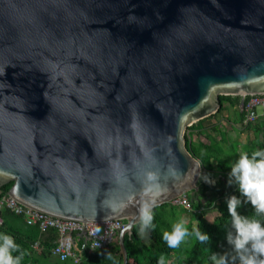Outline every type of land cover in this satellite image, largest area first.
Wrapping results in <instances>:
<instances>
[{"label":"water","instance_id":"95a60500","mask_svg":"<svg viewBox=\"0 0 264 264\" xmlns=\"http://www.w3.org/2000/svg\"><path fill=\"white\" fill-rule=\"evenodd\" d=\"M254 94L264 0H0V186L56 217L126 220L123 264L145 172L152 210L194 193L188 128Z\"/></svg>","mask_w":264,"mask_h":264},{"label":"trees","instance_id":"16d2710c","mask_svg":"<svg viewBox=\"0 0 264 264\" xmlns=\"http://www.w3.org/2000/svg\"><path fill=\"white\" fill-rule=\"evenodd\" d=\"M246 96L244 103L248 101ZM243 97L233 95H221L220 110L200 120L188 128L190 131L195 125L216 117L224 110L228 113L234 109L233 114L239 117V122L244 131L255 132V139H248L247 143L240 149V142H231L227 134L221 132L219 141L211 140L212 143H204L200 140L194 141L190 134H187V146L192 154L202 164V175L198 181V189L187 193L188 199L192 203L193 210H188L183 206L174 205L171 202L163 203L154 207L153 223L155 228L149 227L146 233L150 239L144 238L140 232L141 220L135 224L132 234L125 235V244L128 251V264H158L161 255L165 256L166 264H212L210 259L213 253H227L229 264H239V257L234 246L228 244L227 233L235 229L231 224V215L228 212L227 197L235 194L241 201L237 207V212L241 215L255 216L264 222V214H257L255 207L250 203L248 198L240 191L238 183L234 181L228 183L231 165L234 164L241 153L247 151L249 155L257 149H264V115L255 123L246 125L244 123L245 110L242 107ZM231 103V107H225V103ZM229 120V118H227ZM201 134V133H199ZM206 178L215 180L209 183ZM13 183L0 186V200L9 192ZM214 207L217 215L213 221H210L204 212H198L202 208ZM181 215H187V227L190 232L194 228H199L202 232L211 235L209 241H199L195 235H189L181 241L178 248H170L163 239L165 231L172 230V224ZM0 217L3 222L0 224V233L10 234L20 249L13 252L18 255L24 252L21 264H123L124 257L118 241H113L106 248L91 250L90 244L83 245L79 242L80 260L76 263L73 259L60 260L54 256L52 251L56 246L59 233L55 228L42 230L39 224L29 225L24 215H18L8 208L0 211ZM125 222H127L125 220ZM36 243L38 246L35 247ZM111 253V256H109ZM237 256L235 262L231 257Z\"/></svg>","mask_w":264,"mask_h":264},{"label":"clouds","instance_id":"9594fccd","mask_svg":"<svg viewBox=\"0 0 264 264\" xmlns=\"http://www.w3.org/2000/svg\"><path fill=\"white\" fill-rule=\"evenodd\" d=\"M144 175V193L150 199L143 203L140 210L141 233L149 227H156L153 223L152 208L156 205V196L162 188L157 171L149 169ZM228 176V183L231 185L234 178L240 191L255 207L256 213L264 214V149L254 150L251 155L247 151L241 153L239 159L231 165ZM206 181L214 183L210 178H206ZM240 204L241 201L235 194L227 197L228 212L231 215L232 227L235 229V233L228 231L227 242L234 246L239 257V264H264V222L255 216L239 214L237 207ZM99 230L97 228V231ZM193 234L201 242L209 241L212 238L209 233L202 232L198 227L190 232L187 221L180 218L172 224L171 231L163 233V239L170 248H178L182 240ZM19 249L20 245L15 242L10 234L0 233V264H21L24 252L13 255V252ZM210 259L212 264H229L227 253H213ZM231 259L235 262L237 256H232ZM158 264H166L165 256H160Z\"/></svg>","mask_w":264,"mask_h":264},{"label":"built area","instance_id":"2783aa9c","mask_svg":"<svg viewBox=\"0 0 264 264\" xmlns=\"http://www.w3.org/2000/svg\"><path fill=\"white\" fill-rule=\"evenodd\" d=\"M259 108L264 110V94L249 95L244 103V123L253 124L259 118ZM174 205H180L188 210H193L192 203L187 194H183L171 201ZM8 208L18 215H24L29 225L39 224L42 230L55 228L59 233V239L53 248V255L60 260L73 259L76 263L80 260V249L75 244V238H83L84 233L90 236L91 250L106 248L113 241H118L119 234L124 229L126 222L123 219H114L105 222H83L74 219L60 218L46 212L32 208L14 198L10 191L0 200V211ZM204 208L199 209L202 212ZM3 219L0 217V224ZM97 228L100 230L97 231ZM76 235V237L74 236ZM38 246L36 243L35 247Z\"/></svg>","mask_w":264,"mask_h":264},{"label":"crops","instance_id":"0c3cea01","mask_svg":"<svg viewBox=\"0 0 264 264\" xmlns=\"http://www.w3.org/2000/svg\"><path fill=\"white\" fill-rule=\"evenodd\" d=\"M225 107H231V103L226 102ZM225 112L227 110H224ZM230 112L226 113L225 116L219 114L216 117L210 118L209 120H206L205 122L201 123L200 125H195L190 131H188V135L190 134L191 138L194 141H202L204 143H212L211 140L219 141L221 139V132L223 134H227V138L231 142L239 141L240 149L243 145H245L249 139L248 136H246V132L242 129V125L239 122V117L237 115H234V109L230 110ZM228 112V111H227ZM264 115V110L262 112H259V118ZM229 118V120H227ZM197 124V123H195ZM253 132V131H252ZM201 133V134H199ZM246 136L245 141H242L241 138H237L238 136ZM76 237V235H74ZM145 238V237H144ZM75 244L78 247L79 242L82 241L83 245H85L84 238H75ZM146 239V238H145ZM89 243V241H88ZM87 243V244H88Z\"/></svg>","mask_w":264,"mask_h":264},{"label":"rangeland","instance_id":"374dc122","mask_svg":"<svg viewBox=\"0 0 264 264\" xmlns=\"http://www.w3.org/2000/svg\"><path fill=\"white\" fill-rule=\"evenodd\" d=\"M259 110V112H262L263 111V109L262 108H259L258 109ZM223 114V116H225L226 115V113H228L227 111L225 112H222ZM230 115H231V113H230ZM232 116V115H231ZM259 119V118H258ZM257 119V120H258ZM256 120V121H257ZM230 121V120H229ZM255 121V122H256ZM254 122V123H255ZM187 133H188V131H187ZM246 136H248L249 137V139L250 140H254L255 139V132H252V131H249V132H246ZM246 136L244 135V136H238L237 138H241V140L242 141H245V139H246ZM229 138V137H228ZM212 181H215V180H212ZM204 212H205V214H206V217L210 220V221H213L214 219H215V217H216V215H217V210L214 208V207H211V208H205L204 209ZM180 215H181V213H179ZM182 216V218H184L186 221H188V216L187 215H181ZM143 235H144V237L148 240V241H150V239H149V237H148V235L146 234V233H144L143 232Z\"/></svg>","mask_w":264,"mask_h":264}]
</instances>
